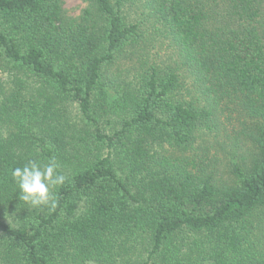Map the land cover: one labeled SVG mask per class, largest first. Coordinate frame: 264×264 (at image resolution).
Returning a JSON list of instances; mask_svg holds the SVG:
<instances>
[{"label":"trees","instance_id":"trees-1","mask_svg":"<svg viewBox=\"0 0 264 264\" xmlns=\"http://www.w3.org/2000/svg\"><path fill=\"white\" fill-rule=\"evenodd\" d=\"M83 2L0 0V264H264V0Z\"/></svg>","mask_w":264,"mask_h":264},{"label":"clouds","instance_id":"clouds-1","mask_svg":"<svg viewBox=\"0 0 264 264\" xmlns=\"http://www.w3.org/2000/svg\"><path fill=\"white\" fill-rule=\"evenodd\" d=\"M59 168V163L53 157L46 163L30 159L22 166L12 169L11 176L19 189L21 201L32 207L44 206L55 210L58 206L55 190L67 181Z\"/></svg>","mask_w":264,"mask_h":264},{"label":"rangeland","instance_id":"rangeland-1","mask_svg":"<svg viewBox=\"0 0 264 264\" xmlns=\"http://www.w3.org/2000/svg\"><path fill=\"white\" fill-rule=\"evenodd\" d=\"M85 6L83 0H65V8L71 16H78Z\"/></svg>","mask_w":264,"mask_h":264}]
</instances>
